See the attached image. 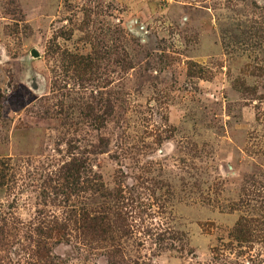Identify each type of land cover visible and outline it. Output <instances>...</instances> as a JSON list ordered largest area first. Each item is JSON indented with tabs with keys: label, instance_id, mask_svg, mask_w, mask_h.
Listing matches in <instances>:
<instances>
[{
	"label": "rangeland",
	"instance_id": "1",
	"mask_svg": "<svg viewBox=\"0 0 264 264\" xmlns=\"http://www.w3.org/2000/svg\"><path fill=\"white\" fill-rule=\"evenodd\" d=\"M0 264H264V0H0Z\"/></svg>",
	"mask_w": 264,
	"mask_h": 264
}]
</instances>
